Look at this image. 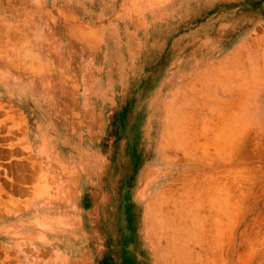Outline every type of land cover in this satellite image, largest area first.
<instances>
[{"label": "rangeland", "instance_id": "obj_1", "mask_svg": "<svg viewBox=\"0 0 264 264\" xmlns=\"http://www.w3.org/2000/svg\"><path fill=\"white\" fill-rule=\"evenodd\" d=\"M78 5L0 0V264H264V0Z\"/></svg>", "mask_w": 264, "mask_h": 264}, {"label": "crops", "instance_id": "obj_2", "mask_svg": "<svg viewBox=\"0 0 264 264\" xmlns=\"http://www.w3.org/2000/svg\"><path fill=\"white\" fill-rule=\"evenodd\" d=\"M111 2L112 0H79V5H78V9L83 10V11H93L96 12L98 10H104L107 11L108 14L105 17L109 16V12L111 9ZM177 11H181V7H179V5H177V7L175 8ZM99 17L98 13H95L92 15V19H97ZM104 17V16H103ZM107 34V38L109 39L110 37V33L106 32ZM106 38V40H107ZM108 44L109 41H107ZM108 46H106L107 48ZM109 48V47H108ZM212 47H209L207 50L211 49ZM108 72V70L106 71V73ZM111 72H108L107 75H110Z\"/></svg>", "mask_w": 264, "mask_h": 264}]
</instances>
